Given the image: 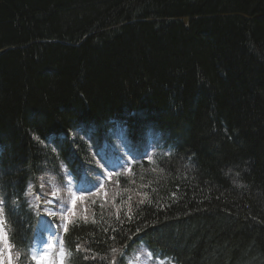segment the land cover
Wrapping results in <instances>:
<instances>
[{"label":"trees","instance_id":"1","mask_svg":"<svg viewBox=\"0 0 264 264\" xmlns=\"http://www.w3.org/2000/svg\"><path fill=\"white\" fill-rule=\"evenodd\" d=\"M109 149L139 162L100 176ZM45 175L91 183L67 264L139 245L174 264H264V0H0L13 264H34L42 207L26 192Z\"/></svg>","mask_w":264,"mask_h":264},{"label":"rangeland","instance_id":"2","mask_svg":"<svg viewBox=\"0 0 264 264\" xmlns=\"http://www.w3.org/2000/svg\"><path fill=\"white\" fill-rule=\"evenodd\" d=\"M123 132V129L116 125L111 133L114 135L113 137L120 140V135ZM109 151L110 153H107V151L103 152L106 156L103 162H101L102 160H98L99 165L96 163V166L100 170L98 173L101 174L100 176L102 174L107 175L106 166L116 167L117 160L112 150L109 149ZM126 153L128 152L123 149L118 156L124 157ZM99 158H102L101 153ZM122 164L124 165V163ZM63 178V182H58V179L55 177L51 178L50 175L40 177V184L37 190L42 196L43 194L45 196L43 204L40 203L42 200L38 199V195H36L35 187L34 189L27 190L29 205L31 204L33 207H36L39 203L40 206L45 205L42 208L44 214L40 218L39 234H37L31 250V257L35 264H63V239L61 233L65 231L67 224L71 222L73 215L79 210L80 205L86 202L81 192L78 194L72 187L82 190L88 187V183H76L75 181H71L70 183L67 175H64ZM99 186H101L100 181L97 182V185L93 189ZM0 220H2L1 215ZM56 229L60 234H55ZM111 261V264H173L167 257H154L143 245L134 247L127 253H116L112 256ZM13 263V254L11 251V264ZM0 264H9V245L7 241L0 243Z\"/></svg>","mask_w":264,"mask_h":264},{"label":"snow or ice","instance_id":"3","mask_svg":"<svg viewBox=\"0 0 264 264\" xmlns=\"http://www.w3.org/2000/svg\"><path fill=\"white\" fill-rule=\"evenodd\" d=\"M7 241V235L3 229V221L0 220V243ZM9 264H11V250L9 246Z\"/></svg>","mask_w":264,"mask_h":264},{"label":"bare ground","instance_id":"4","mask_svg":"<svg viewBox=\"0 0 264 264\" xmlns=\"http://www.w3.org/2000/svg\"><path fill=\"white\" fill-rule=\"evenodd\" d=\"M27 194H28V192H26V195H27ZM39 194L41 195V193H39ZM41 196H42V195H41ZM41 196L38 195V199H40ZM41 198H42V197H41ZM43 198H44V197H43ZM26 199H27V197H26Z\"/></svg>","mask_w":264,"mask_h":264}]
</instances>
